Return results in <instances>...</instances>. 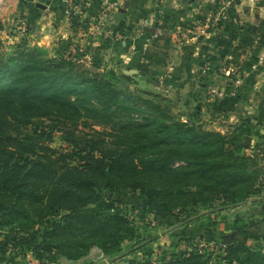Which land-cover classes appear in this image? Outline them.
<instances>
[{"label":"trees","instance_id":"1","mask_svg":"<svg viewBox=\"0 0 264 264\" xmlns=\"http://www.w3.org/2000/svg\"><path fill=\"white\" fill-rule=\"evenodd\" d=\"M160 99L147 90L118 86L113 71L107 76L92 73L71 59L50 55L43 46L16 44L0 51V226L12 229L15 223L37 218L42 236L33 251L40 258L58 253L76 259L93 245L107 254L119 249L129 235V221L104 198L100 187L115 188L113 170L123 164L124 156L129 158L130 169L144 172L170 173L172 164L182 161L180 168L202 183L191 194L192 202L201 199L202 191L205 199L208 193L209 198L230 197L233 203L238 195L242 199L254 196L258 190L251 189L253 183L245 170L253 155L228 151L220 132L174 118ZM139 101L153 116L144 114L141 120L129 116L139 108ZM84 115L92 124L105 126L108 136L120 138L128 151L109 152L105 144L102 149L90 146L85 154H69L41 145L20 127L35 124L43 128L45 117L77 126ZM233 139L239 141L237 135ZM132 183L133 188H140L137 180ZM140 191L150 204L155 203V195H169L154 187ZM158 203L166 207L168 201ZM231 237L225 241V264L264 261V247L254 251L244 246L245 238ZM239 246L242 256L236 254ZM125 264L150 263L128 260ZM159 264L212 263L191 246Z\"/></svg>","mask_w":264,"mask_h":264},{"label":"rangeland","instance_id":"2","mask_svg":"<svg viewBox=\"0 0 264 264\" xmlns=\"http://www.w3.org/2000/svg\"><path fill=\"white\" fill-rule=\"evenodd\" d=\"M68 13L67 15L71 16L70 13L73 12L69 11ZM114 16L112 13L110 25H108V35L103 34L104 36L100 35L98 41H90L89 37L92 36V32L80 33L73 30L71 26L62 25L63 16L58 9L56 15L52 17L53 21L44 30H42L41 15L38 21L32 23L28 33L24 36L1 38L0 51L10 50L16 44L39 45L45 47L50 55L64 56L92 73H104L107 76L109 71H113L118 86L138 88L157 94L162 98L158 102L174 118L200 124L207 129L220 132L226 139L227 150L233 154L242 156L249 152L246 149H253L246 141V137L247 133L253 129L250 125L253 119H259L260 116L257 110H249L247 105L251 101L264 103V67L261 68L263 73L261 72L258 76L257 73L254 74L255 79L253 77L245 82L234 101L233 106L236 109L222 115L221 108H218L220 105L216 103L219 101L208 97L205 84L198 100L205 103L207 108H201L200 104L196 102L189 107L187 104L188 94L184 93L182 89H171L167 83L166 77L171 60H168L166 45L161 51L159 50V54L162 55L160 60L153 61L151 50L155 40H151L153 32L149 28L143 29L142 16L134 15L132 12L123 18ZM187 31L185 29L176 32V37L186 38ZM161 32H165V30L162 29ZM93 33L97 34L96 31ZM160 35L164 36V33ZM178 38V45L182 46V41L180 42ZM122 42H125L124 45H121ZM239 63L241 64V62ZM229 65L227 63V66ZM129 68H136L138 71L125 72L123 70ZM234 72L235 70L230 75H233ZM140 94L142 97H149L144 93ZM207 101L209 104L206 103ZM137 105H140L139 108L131 111L130 117L141 120L144 114L153 116V111L147 109L144 102L139 101ZM202 105L204 106V104ZM122 118L125 119V117ZM42 119L43 128L41 125L35 124L20 126L41 145H48L69 154L81 152V154H85L90 146L102 149L105 144L109 148V152L112 150L121 151L122 148L128 151V147L121 144L120 138L115 135L108 136L107 129H104L105 126L92 124V119L86 115L80 118V123L77 126L66 125L52 117ZM234 135L238 136L239 141H234ZM253 145L257 146L255 149L257 152L252 157H248L245 170L250 176V182L253 183L251 189L254 192L258 190L255 195L261 197L264 196V143H254ZM84 149L85 151H83ZM128 160V156H124L121 158L123 164L115 165L112 176L115 184L114 189L100 187L104 198L112 201L113 208L117 209L129 221V235L120 242L119 249H112L107 254L99 246L93 245L76 259L58 253L43 254V258H40L33 251V247L40 241L42 226L38 225L40 222L37 218L31 216L29 219L19 222V225L15 223L12 229L0 226V246L2 247L3 243L8 242L7 245H4L5 249L0 248L1 264H125L128 260L159 264L171 260L175 254L187 250L191 246L197 247L209 263L225 264L228 262L224 259L226 252L220 247V244H227L225 241L234 238L231 236L240 240L245 238L244 246L250 247L254 251L264 247V229L254 228L255 232L251 230L254 233H250L248 228H245L246 221L254 222V213L252 214L249 209H242L238 213L239 215L233 217L232 208L246 202L250 196L242 199V196L238 195L235 197L238 199L237 202L233 203L235 200L230 197L220 195L209 198L208 193L205 199L206 193L202 191L201 199L198 198L192 202L191 194L202 183L180 168L184 164L182 161L174 162L172 171L168 173L161 170L144 172L130 169ZM133 179L137 180L140 188L164 189L169 192V195H155L153 196L155 203L150 204L140 188L132 187ZM179 189L183 193H178ZM170 193L172 194L170 195ZM164 200L168 203L166 207H161L162 204L158 202ZM256 201H252L249 206H252ZM238 216L243 222L240 225L232 223L233 218L237 219ZM247 217L252 218L250 220ZM29 221H36V223ZM16 227L22 228L23 231ZM222 233L223 235H221ZM16 242L17 245H13ZM19 243L21 245H18ZM240 249H242L241 246L236 250L238 256L244 254ZM260 264H264V261Z\"/></svg>","mask_w":264,"mask_h":264},{"label":"crops","instance_id":"3","mask_svg":"<svg viewBox=\"0 0 264 264\" xmlns=\"http://www.w3.org/2000/svg\"><path fill=\"white\" fill-rule=\"evenodd\" d=\"M119 3L118 8L113 12L115 18H123L131 12L134 15L139 14L144 23L143 29L149 28L153 32L151 37V40H155L151 50L153 61L160 60L162 55L159 52L166 45L167 57L171 60L166 77L167 83L171 89H182L188 94L189 107L196 102L201 108L206 109V104L198 100L206 81L212 79L222 85H231L230 75L226 74L227 63L235 68L238 66L249 68L264 43V0H119ZM98 5L99 0H87L80 12L70 13L72 15L69 16L61 0H10L8 16L9 18L23 16L31 27L32 23L38 21L42 15V30H44L60 9L63 16L62 25L71 26L80 33L92 32L90 41H98L100 35L104 36L103 32L91 27ZM110 21L111 17L107 20L108 25ZM162 29L165 32H161ZM185 29L188 31L181 43L182 47L178 45L176 32ZM157 32L164 33V36ZM4 36L12 35L4 30L0 33V39ZM124 43L122 42L121 45ZM263 67L264 64L251 69L235 94H227L223 98L208 96L220 102L216 103L220 105L218 108H221L222 115L236 109L233 104L241 88L247 80L254 77V74L257 73L258 76L263 73L261 69ZM129 69L138 71L136 68ZM227 101L232 103L229 104ZM206 103L209 104L208 101ZM247 108L257 110L260 116L259 119H253L250 124L253 128L252 132L246 137V141L253 148L246 149L249 151L246 154L254 155L257 146L253 144L264 143V103L251 101ZM255 200L257 201L249 206ZM242 209H249L252 214L254 213V222L246 221L245 228H248L250 233L255 232L254 228L264 229V196H250L246 202L237 204L232 208L233 217L239 215ZM234 218L232 223L236 225L243 223L239 219L241 217ZM247 218L251 220L252 217Z\"/></svg>","mask_w":264,"mask_h":264},{"label":"built area","instance_id":"4","mask_svg":"<svg viewBox=\"0 0 264 264\" xmlns=\"http://www.w3.org/2000/svg\"><path fill=\"white\" fill-rule=\"evenodd\" d=\"M87 0H61L62 3L66 6V12H80L86 4ZM119 0H99V5L97 13L94 16L95 20L91 22V27L93 29H100L103 34L108 35V22L112 13L119 6ZM10 8V0H0V33L4 30H7V33L15 37H21L28 33L29 23L27 19L23 16H17L9 18L8 12ZM204 31V29H201ZM183 37H179L178 40L183 42ZM264 64V43L262 44L260 50L257 53L255 61L247 67H237L229 65L226 74L230 75L231 72H234L231 76V85L226 86L220 83L214 82V80H207L205 83L206 92L210 97L223 98L227 94H235L238 90V87L241 85L244 77H246L251 69H255L260 65ZM220 247L224 250L226 244H220Z\"/></svg>","mask_w":264,"mask_h":264},{"label":"water","instance_id":"5","mask_svg":"<svg viewBox=\"0 0 264 264\" xmlns=\"http://www.w3.org/2000/svg\"><path fill=\"white\" fill-rule=\"evenodd\" d=\"M125 72H130L132 69H124Z\"/></svg>","mask_w":264,"mask_h":264}]
</instances>
